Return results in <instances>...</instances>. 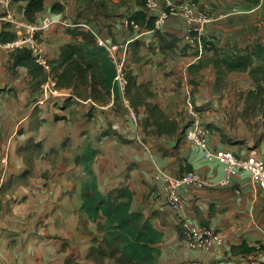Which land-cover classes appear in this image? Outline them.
Segmentation results:
<instances>
[{
    "label": "crops",
    "instance_id": "0c3cea01",
    "mask_svg": "<svg viewBox=\"0 0 264 264\" xmlns=\"http://www.w3.org/2000/svg\"><path fill=\"white\" fill-rule=\"evenodd\" d=\"M141 1L44 0V11L35 23L48 16L66 17L68 9L73 15L77 9L83 10L81 21L116 46L123 72L131 73L138 84L151 85L154 97L149 102L175 123L174 133L158 135L154 126L143 127L141 123L146 117L143 108L138 109L136 124L129 117V108L124 106L128 116H115L107 110L113 100L95 107L93 121L84 116H70L67 107L59 108L67 116H62L61 121H54L55 116H42L47 127L32 132L29 117L36 102L30 103V76L24 67L11 68L10 52L0 46V230H4L0 232V264H66L70 258L83 263L91 245V238L80 232L86 216L80 211L79 184L66 176L79 172L74 161L65 166L67 173L63 178L48 179L47 187L40 177L31 178L28 186L14 189L9 183L11 176H18L24 169L17 149L29 138L45 141L46 147L70 139L75 155L87 141L91 142L99 151L93 164L98 190L103 194L120 187L130 190L131 210L148 218L163 234L157 264H264V200L257 186L248 174L239 173L230 176L226 186L220 187L223 163L205 161L202 152L184 138L189 102L202 120L210 121L212 150L244 157L254 149L264 163V126L262 122L257 127L250 126V120L242 115L245 95L254 88L253 83L246 73L233 72L216 85L213 65L216 56L209 50L200 52L184 41L187 24L177 13L170 14L156 31L129 25L128 17L133 12L145 9L148 16L157 17L163 9L161 5L146 9L140 6ZM172 1L191 3L195 11L210 7L222 13L237 6L238 13L229 14L225 23L216 19L207 26V38L214 47L225 51L244 49L256 40L264 45V0L255 6L245 0ZM54 4L61 5L63 10L51 12ZM24 5L12 0L0 3V14L8 18L0 21V31L9 25L10 32H14L13 23H26ZM14 6L20 10L15 17ZM72 42L68 33L53 28L39 37L42 57L55 59L61 45ZM73 98L82 105L91 100ZM51 110L54 113L56 108ZM108 131V137L97 141L101 133ZM64 154L71 158L70 153ZM3 158L7 169L1 178ZM157 166L172 176L197 172L210 186L182 187L179 208L174 211L167 204L165 184L153 178V169ZM58 180L55 192H49V184L55 185ZM181 221L218 232L221 246L210 250L190 249L178 232ZM84 227L98 236L95 224L89 222ZM242 244L253 251L233 254L232 248Z\"/></svg>",
    "mask_w": 264,
    "mask_h": 264
},
{
    "label": "trees",
    "instance_id": "16d2710c",
    "mask_svg": "<svg viewBox=\"0 0 264 264\" xmlns=\"http://www.w3.org/2000/svg\"><path fill=\"white\" fill-rule=\"evenodd\" d=\"M25 3L23 15L26 23H35L36 18L44 11V0H12ZM255 6L259 0H245ZM1 2V0H0ZM194 3L197 0H193ZM140 6H145L141 1ZM63 7L59 4L51 6V12H61ZM128 21L134 22L138 27L148 30L154 29L155 17L148 16L145 9L133 12ZM67 31L72 43H65L59 49L58 57L47 59L45 65L37 62L36 58L27 49H16L9 53L11 68L24 67L30 76L29 92L30 103L35 104L41 93V86L52 79L59 89H71L74 96L101 102L106 95H113V106L125 98L129 108L137 116L138 109L143 108L146 117L142 120L143 127L154 126L156 134L174 133L176 125L155 104L149 102L154 97L150 84H138L131 73L124 72L126 86L124 94L119 92L115 81L116 68L104 48L99 47L93 36L87 32ZM14 32H10L9 25L3 26L0 31V44L13 41ZM80 38L81 42L78 43ZM206 43V42H205ZM209 47L204 50L212 51L216 59L213 65L216 68V85L220 79L229 73H246L251 79L254 88L246 93L242 115L264 117V45L256 40L244 49L232 48L229 51L218 49L212 42L206 43ZM102 94L104 97H102ZM38 106H34L30 114L29 129L37 132L44 120L35 116ZM56 118L55 121H61ZM264 126V118L262 121ZM109 131L101 133L97 138L100 141L108 137ZM112 135V134H111ZM25 147L17 149L18 154L30 150L42 149V142H34L33 138L27 140ZM99 151L87 141L74 158L75 166L80 168L76 179L80 190V211L86 216L87 223H93L96 233L88 234L91 237V246L85 260L91 264H157L161 251L158 245L162 242L163 234L156 230L150 220L139 212L131 210L132 193L120 187L101 193L98 190L97 177L93 164ZM31 165V163H28ZM28 170V169H27ZM25 170L21 178L28 174ZM180 234V229L178 228ZM181 236V234H180ZM233 254H247L253 251L245 244L232 248Z\"/></svg>",
    "mask_w": 264,
    "mask_h": 264
},
{
    "label": "built area",
    "instance_id": "2783aa9c",
    "mask_svg": "<svg viewBox=\"0 0 264 264\" xmlns=\"http://www.w3.org/2000/svg\"><path fill=\"white\" fill-rule=\"evenodd\" d=\"M143 1L145 2L146 9L158 8L160 5L163 7L160 15L155 18L153 31L159 30L165 24L170 14L177 13L187 24V33L183 38L184 41L189 45L197 47L200 52L204 50V47H209L208 45H205L210 42L206 36L207 26L213 23L216 19L219 20L228 16V14H220L216 17L214 11L211 9L195 11L193 5L190 3L175 4L172 0ZM1 2H3V0H1ZM5 20H8L7 16L1 15L0 21ZM128 24L137 28V25L132 21H128ZM13 25L15 30L14 40L3 45L0 44V46L2 45L8 52H12L16 49H27L36 58L37 62L42 65H45L46 61L42 57V51L39 44V37L42 34L49 32L53 28L90 33L96 44L105 49L109 58L115 65V81L118 84L121 95L124 94L126 80L124 78L123 65L121 62H115L116 46L111 45L110 42L102 38V36H100L88 24L74 22L68 18L56 19L48 16L44 17L40 23L30 24L18 22L13 23ZM78 40H80V38ZM41 89L43 93L40 94L39 99H37L36 105H43L50 100L51 102H64L68 97H73L71 91L57 88L55 82L50 78L41 86ZM122 99L129 108L128 101L125 98ZM188 116L189 122L184 133L185 140L192 143L202 152V157L205 161L223 163V176L219 181V186H226L230 176L245 173L251 177L264 200V163L260 160L256 150H250L244 157H238L231 152L212 150L209 147V138L211 135L209 127L210 121L202 120L199 113L189 104V102ZM129 117L135 124L137 123L136 115L130 108ZM134 137L136 138V136ZM135 140L138 143H141L138 138ZM2 163H6L5 158L2 159ZM153 178L156 181L165 184L164 190L167 197V204L174 211H177L179 208L178 198L179 191L182 187L195 186L205 188L210 186L197 172L188 171L177 176H172L165 168L159 166L153 169ZM178 228L180 229L182 239L192 250H210L215 247H220L222 244L220 234L209 227H197L187 221H181L178 224Z\"/></svg>",
    "mask_w": 264,
    "mask_h": 264
},
{
    "label": "rangeland",
    "instance_id": "374dc122",
    "mask_svg": "<svg viewBox=\"0 0 264 264\" xmlns=\"http://www.w3.org/2000/svg\"><path fill=\"white\" fill-rule=\"evenodd\" d=\"M175 4H179V3L175 2ZM184 4H186V3H184ZM1 6H4V5L1 4ZM206 9L213 10L216 17L219 16L220 14H228V15L230 14V16H232L233 14H236L239 11L237 6H234V7L230 8L228 12H222V13L221 12H217L216 9L210 8V7L209 8H202V9L197 10V11L206 10ZM233 10H235V11H233ZM13 11L15 13L14 17L16 16V14H18L20 12V10L17 7H15V6H14V10ZM0 12H1V10H0ZM49 15H51V14H49ZM0 16H1V14H0ZM83 17H84L83 10H78V9H77V14L76 15L71 14L70 10L68 9L67 12H66V17L63 16V18H68L71 21L80 22V23L84 22V21H81V19H84ZM228 18L229 17L227 16L226 18L219 19L218 22L223 24V23L226 22V20H228ZM60 31L62 33H66L67 32V31L61 30V29H60ZM97 33L100 36L102 35L100 32H97ZM111 45H114V44L111 43ZM116 50H117V48H116ZM115 62L119 63V60L117 59V55H116ZM42 93H43V91H41L40 94H42ZM71 95H72V92H71ZM72 96H74V95H72ZM39 97H38V99H39ZM102 97H104L103 94H102ZM111 100H113V102H114L113 95L112 96L106 95L104 97V101H102V103L98 102V101H94V100H87L86 102H83L85 105H82L76 99H74V98L72 99V97H68L64 102H54V104L52 106L50 105V103H51V100H50L47 103L43 104L42 108L38 107V109H36V112H35L36 115L35 116H37V117H42V116H51L52 117V116H55L56 118L63 119L64 117H62V116H67V115H63L62 110H60L59 108L63 109L65 107H67V108H69L70 116H84L85 118H87V120L90 119V121H91L92 119H95V117H93V116H95V113H94L95 107L96 106H100V107L104 106V105L110 103ZM31 106L32 105H30V107ZM35 106H41V105H35ZM114 106H116V105H114ZM114 106L112 104V107L110 109H107V110H109V112H111V113L114 112L115 116H126V115L128 116V113L126 111L128 109V106H127V104H125L123 99H120L118 101L117 109H116V107L114 108ZM123 106L126 107L127 109L125 110V108H123ZM51 107L52 108L53 107L56 108V111H54V113H53V110H51ZM55 117L53 119L54 121H55ZM263 118H264L263 116H250V117H248V120H250L249 121V125L250 126L252 125L253 127H257L258 123L263 121ZM43 120H44V123L41 125V127H47L46 119L43 118ZM50 130H52V127L50 128ZM20 132H22V129L20 130ZM29 139H31V138H29ZM29 139H27V140H29ZM27 140L20 147H25L27 145V143H28ZM69 140L70 139H64L61 142H59L58 145H51V147H50V145H47V147H46L45 146V141H41L42 142V149H40V150L34 149L33 151L30 150L29 152L25 153L24 156H23V154L21 155V154L17 153L19 156L22 157V160L24 162V169L21 171V173L18 176H16V177L11 176L9 178V183H12L13 189L16 188V187H19V186H28L29 185V180L31 178H35V177H40L41 179L45 180L46 181L45 187L48 186L47 180L50 179L51 177L55 176L56 179H58L61 176L63 178V175H65L67 173L66 172L67 169H64V168H66L65 166H68L69 161H71V160L74 161V158L77 155V154L75 155V152H72L73 151L72 143ZM34 142H39V141L37 140V141H34ZM63 152H65L66 154L70 153L71 154V158H69V159L66 158L67 155H65V154L63 156ZM28 163H31V165H28ZM46 165H49L50 167L46 168V169H43L42 167L46 166ZM2 168L3 169H2L1 178H3L4 172L7 169V164L3 163V167ZM25 170L28 171V174H26L24 176L25 178H21V175L23 174V172ZM78 171L79 172H77V173H67L66 176L70 180H72V181H74V182L79 184V182L76 179V177H77L78 174H80V169ZM57 183H60V181L59 180L55 181V185H50L49 184V188H51L49 190V192H51V191H53V193L55 192V189L57 187L56 186ZM9 186H11V185H8V187ZM3 231L0 230V232H3ZM80 232L83 233V234H86V235H88L89 233L93 234V233L89 232L86 229V227H84V224L81 225ZM96 237H98V236H96ZM90 246H89V248H90ZM89 248H88V250H89ZM66 264H89V263L87 261L83 262V263L76 262L74 258H70V259H68V261H66Z\"/></svg>",
    "mask_w": 264,
    "mask_h": 264
}]
</instances>
